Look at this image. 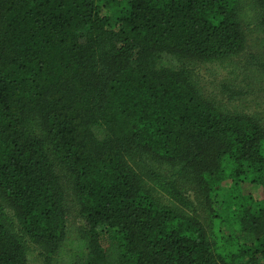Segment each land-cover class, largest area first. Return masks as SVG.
<instances>
[{
  "label": "trees",
  "instance_id": "16d2710c",
  "mask_svg": "<svg viewBox=\"0 0 264 264\" xmlns=\"http://www.w3.org/2000/svg\"><path fill=\"white\" fill-rule=\"evenodd\" d=\"M255 33L264 92V0H0V264H264V116L192 66Z\"/></svg>",
  "mask_w": 264,
  "mask_h": 264
},
{
  "label": "rangeland",
  "instance_id": "374dc122",
  "mask_svg": "<svg viewBox=\"0 0 264 264\" xmlns=\"http://www.w3.org/2000/svg\"><path fill=\"white\" fill-rule=\"evenodd\" d=\"M247 38L248 43L245 45L243 52L236 57L215 62H195L192 66L196 72L195 78L198 80L199 86L208 100L213 101L219 107L229 110L232 109L248 114L259 113L264 116V92H260L259 87L253 81L248 83L245 74V65L254 60L262 49L261 35L255 33V35H250ZM243 75L244 80L242 81ZM222 86H240L247 90V94L239 102H229L227 93ZM243 189L247 191L248 186L244 185ZM227 196L224 195L223 197L219 194L213 199V209L222 214V219L228 216V210H226V206H228ZM71 220L74 221L76 226L82 225V221L78 217L74 219V215H72ZM234 230L235 228L226 222L221 223L223 234H236L237 232H233ZM242 237L247 242L248 237ZM28 247V264H44L42 256L45 250L31 241H28Z\"/></svg>",
  "mask_w": 264,
  "mask_h": 264
}]
</instances>
